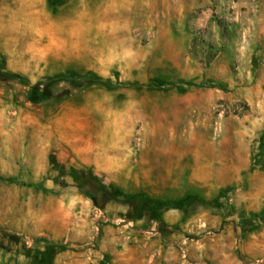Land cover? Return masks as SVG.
I'll return each instance as SVG.
<instances>
[{"label":"rangeland","instance_id":"1","mask_svg":"<svg viewBox=\"0 0 264 264\" xmlns=\"http://www.w3.org/2000/svg\"><path fill=\"white\" fill-rule=\"evenodd\" d=\"M253 171L264 0H0V264H258Z\"/></svg>","mask_w":264,"mask_h":264},{"label":"crops","instance_id":"2","mask_svg":"<svg viewBox=\"0 0 264 264\" xmlns=\"http://www.w3.org/2000/svg\"><path fill=\"white\" fill-rule=\"evenodd\" d=\"M239 178L240 170L235 167V184L239 183ZM257 178L261 179V175L253 171L249 177L248 195L240 201L248 211H259L264 205V183L256 184ZM240 246L245 256L259 260L258 264H264V223L248 231L245 242Z\"/></svg>","mask_w":264,"mask_h":264},{"label":"trees","instance_id":"3","mask_svg":"<svg viewBox=\"0 0 264 264\" xmlns=\"http://www.w3.org/2000/svg\"><path fill=\"white\" fill-rule=\"evenodd\" d=\"M3 76L7 77L8 79H12V80H16L18 82H21V83H23L25 85H28L29 84V82H28L27 79H24V78L15 76V75L4 74ZM187 85H190V84H187ZM48 246L51 247V248H53V247H60L61 245H59L57 243H49Z\"/></svg>","mask_w":264,"mask_h":264}]
</instances>
